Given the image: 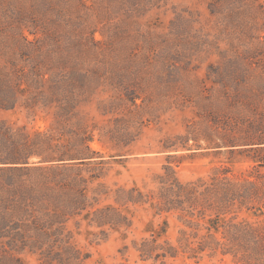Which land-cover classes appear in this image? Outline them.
<instances>
[{
	"label": "trees",
	"instance_id": "trees-1",
	"mask_svg": "<svg viewBox=\"0 0 264 264\" xmlns=\"http://www.w3.org/2000/svg\"><path fill=\"white\" fill-rule=\"evenodd\" d=\"M61 1L29 0L23 9L4 10L8 16L0 36V111L17 106L51 110L54 120L49 127L31 130L0 119V264H28L27 256H36V264H86L89 255L77 247L69 223L74 221L81 226L85 222L88 228H98L97 235L106 239L110 230L124 231L133 224L131 206L146 203L155 214L179 211L185 228L180 231L178 243L172 244L167 238V220L158 228L150 224L146 229L150 238L133 243L139 256L137 264H172L169 260L181 255L196 259L197 264L205 256L216 255H230L238 264H264V60L257 61L260 39L253 40L246 51L223 54L216 61L219 67L206 72L212 87L217 86L213 90L226 99L219 108L221 115L212 119L218 140L209 148L228 154L231 165L215 168L208 177L185 182L170 160L184 156L169 154L168 163L157 178V191L145 192L136 183L131 187H113L106 180L108 162L93 146L100 139L78 115L80 107L74 99L79 96L77 90L90 78L80 69L89 73L92 70L91 83L113 73L125 99L135 102L145 98L136 80L142 79V72L153 61L149 55L143 60H151L146 66L137 64L136 58L126 61L115 49L106 48L105 42L113 40L108 38L106 23L104 39L95 47L83 44V40L88 41L86 18L92 17V13L85 11L79 15V9L74 10L77 18L73 17L81 18L79 25L65 30L71 39L59 40L58 21L47 29L49 23L45 18L51 11H59ZM103 1L93 7L94 16L102 23L108 21ZM225 1L210 0L212 12V7ZM64 5L57 15L70 22L72 6L65 9ZM22 16L30 20L22 21ZM13 20L16 25L9 27ZM179 20L172 24L180 30ZM261 29L264 31V23ZM175 41V37L166 40V47L174 45L173 52L155 60H163L171 74L181 67L169 62H178L177 57L183 58L185 52L184 45ZM253 50L255 54L251 55ZM108 52L112 53L107 57ZM130 62V67L118 71L120 65ZM232 89L236 91L233 93ZM182 90L179 93L183 95ZM43 97L47 99H40ZM193 136L196 141L200 139ZM190 137L187 134L176 138L183 140V145L168 139L164 149H202L199 143L197 147L188 145ZM245 160L252 162V168L236 171L233 165ZM87 232L94 233L92 229Z\"/></svg>",
	"mask_w": 264,
	"mask_h": 264
},
{
	"label": "rangeland",
	"instance_id": "rangeland-1",
	"mask_svg": "<svg viewBox=\"0 0 264 264\" xmlns=\"http://www.w3.org/2000/svg\"><path fill=\"white\" fill-rule=\"evenodd\" d=\"M28 1L0 0V19L3 20L0 24V36L3 34L1 28H6L3 24L6 23L8 16L4 10L23 9ZM114 1L116 3L113 4ZM101 2L102 0H62L59 3L61 7L59 11L57 9L51 11L45 19L49 23L47 29L52 28L55 21H58V38L66 42L71 36L65 30L68 27H77L81 19H74L77 18L74 17V10L79 9L77 11L79 15H83L85 11L92 13V17L86 18L89 22L85 33L88 41L83 40V44L95 47L99 40L104 39L103 26L106 23L108 38H113L110 43L105 42L106 48L115 49L126 61H133L136 58L139 59L137 64L143 63L146 66L151 62L143 61L147 55L153 61V64L142 72V79L136 80V84L141 85L139 90L145 98L136 99L135 102L125 99L124 91L112 78L113 73H107L108 78H100L91 83L90 79L94 78L92 70L90 69L89 73L85 68L80 69V73H88L90 81L77 90L79 96L74 100L80 107L78 115L86 120L96 137L100 139L96 140L93 146L108 162L107 182L113 187L116 184L131 187L136 183L145 192L157 191L159 186L157 178L163 173L169 154L184 156L170 160L179 178L185 182L201 176L208 177L215 168L231 165L228 154L224 155L218 153L216 148H209L218 140L212 129L214 126L212 119H215L216 115H221L219 108L225 105L226 99H221L219 95L222 94H216V89L213 90V87L217 86L212 87L213 83L206 79V72L208 73V69L219 67L217 62L221 60L223 54L231 56L246 51L245 48L255 39L258 41L260 39L261 45L257 47V61L264 60V31L261 29L264 23V0H250L246 4L226 0L221 5L212 7L214 12L209 5L210 0H105L103 2L108 9L105 14L108 21L103 23L93 14V7ZM63 5L65 9L72 6L70 10H73L74 14L71 15L70 22H65L57 15V12L60 13L63 9ZM102 10L105 11V8ZM177 18H180L178 24L182 23L180 30L172 24ZM20 20L30 19L22 16ZM14 25L16 23L13 20L9 27ZM26 32L28 33V30ZM15 33L9 32L12 36H19ZM173 37L177 38L175 44H183L185 48L183 58L177 57L178 62H169L181 67L175 74L166 70L163 60L155 61L160 59V55L173 52L174 45L165 46L166 40ZM160 47L162 49H159ZM110 53L112 52H108L106 56L108 57ZM15 54L18 56V53ZM254 54L253 50L251 55ZM106 56L103 58L105 61ZM89 59L96 62L94 57ZM131 65V62L120 65L118 71H124ZM94 67L95 65L93 69ZM180 90L185 94H180ZM235 91L232 89L233 93ZM0 119L34 130L49 127L54 115L51 110L34 111L17 106L15 109L1 110ZM94 125L96 126L93 127ZM192 130L198 131L190 133ZM187 134L191 136L188 145L197 147L196 144L199 143L202 149L194 151L182 148L164 149V144L168 143L166 140L171 138L174 139L172 140L174 143L183 145L184 141L176 138ZM193 135H198L200 139L194 140ZM209 137L210 140L207 141ZM251 165V161L245 160L235 163L233 167L236 171H248L252 168ZM131 211L133 224L124 231L110 230L106 239H101L102 234L97 235L98 228H88L85 222L81 226L74 221L69 223L77 247L89 255L85 260L86 264L140 263L137 262L139 256L134 248V241L150 238V232L146 231L147 227L152 224L150 227L158 228L165 220L169 223L168 240L172 244L178 243L180 231L185 228V224L178 217L179 211L173 209L155 214L149 203L131 206ZM88 229H92L95 234H89ZM27 259L28 264H36V256H27ZM169 263L197 264V260L181 255L176 259H170ZM148 264L152 262L149 261ZM199 264L238 263L230 255H216L205 256Z\"/></svg>",
	"mask_w": 264,
	"mask_h": 264
}]
</instances>
